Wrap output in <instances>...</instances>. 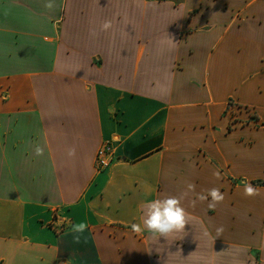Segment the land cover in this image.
Masks as SVG:
<instances>
[{"label":"crops","instance_id":"1","mask_svg":"<svg viewBox=\"0 0 264 264\" xmlns=\"http://www.w3.org/2000/svg\"><path fill=\"white\" fill-rule=\"evenodd\" d=\"M48 2L0 0V264H264V0Z\"/></svg>","mask_w":264,"mask_h":264},{"label":"clouds","instance_id":"2","mask_svg":"<svg viewBox=\"0 0 264 264\" xmlns=\"http://www.w3.org/2000/svg\"><path fill=\"white\" fill-rule=\"evenodd\" d=\"M53 3L49 0L45 4L46 8H53ZM75 150L71 149L68 152L69 156L74 155ZM34 156H43V149L40 146L34 148ZM189 191H194L195 186L189 184ZM244 194L246 196H254L257 194L256 190L251 184L246 183ZM211 200L208 203L209 208H214L216 204L223 201L224 196L218 188H212L207 191V195L204 192L197 194L196 199L199 201ZM143 221L142 224L133 223L131 225L133 231L146 230L153 235L168 236L174 232L184 230L185 225L189 223L191 217L186 212L185 208L181 204V198L167 195L162 198H157L155 200L145 202L142 204ZM86 223H79L72 225L73 231L82 233L87 228ZM217 235L223 231V227L217 228Z\"/></svg>","mask_w":264,"mask_h":264},{"label":"built area","instance_id":"3","mask_svg":"<svg viewBox=\"0 0 264 264\" xmlns=\"http://www.w3.org/2000/svg\"><path fill=\"white\" fill-rule=\"evenodd\" d=\"M115 155L114 148L110 142L104 143L97 151L95 166L98 171L108 168L113 162Z\"/></svg>","mask_w":264,"mask_h":264},{"label":"rangeland","instance_id":"4","mask_svg":"<svg viewBox=\"0 0 264 264\" xmlns=\"http://www.w3.org/2000/svg\"><path fill=\"white\" fill-rule=\"evenodd\" d=\"M241 113H243L245 116H248L246 119V122H250L251 124H254L255 126H264V121L263 123H259V121H255L254 116H257L255 113H253L252 109L248 107H240L238 108Z\"/></svg>","mask_w":264,"mask_h":264},{"label":"trees","instance_id":"5","mask_svg":"<svg viewBox=\"0 0 264 264\" xmlns=\"http://www.w3.org/2000/svg\"><path fill=\"white\" fill-rule=\"evenodd\" d=\"M253 118H255V121L259 120L258 116H254Z\"/></svg>","mask_w":264,"mask_h":264}]
</instances>
